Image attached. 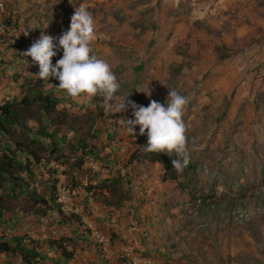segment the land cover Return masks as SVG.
Segmentation results:
<instances>
[{
    "label": "rangeland",
    "instance_id": "374dc122",
    "mask_svg": "<svg viewBox=\"0 0 264 264\" xmlns=\"http://www.w3.org/2000/svg\"><path fill=\"white\" fill-rule=\"evenodd\" d=\"M80 5L93 14L92 47L116 75L117 95L144 107L151 100L166 106L169 90L187 97L193 179L162 178L143 148L147 133L136 126L134 137L117 121L134 120L130 106L111 115L101 97L74 100L58 80H42L66 112L62 125L46 129L57 145L49 161L51 138L37 134L34 120L24 121L46 146L26 181L34 196H52L57 207L27 194L5 200L0 239L37 241L46 257L41 264H264V0H0V29L7 28L0 37V104L20 95L22 80L11 82L12 72L37 77L38 65L23 53L41 31L53 37L59 24H71ZM108 175L121 185L99 180ZM231 204L233 212L223 211ZM57 238L68 241L65 262L46 247ZM0 264L20 259L0 254Z\"/></svg>",
    "mask_w": 264,
    "mask_h": 264
},
{
    "label": "clouds",
    "instance_id": "9594fccd",
    "mask_svg": "<svg viewBox=\"0 0 264 264\" xmlns=\"http://www.w3.org/2000/svg\"><path fill=\"white\" fill-rule=\"evenodd\" d=\"M29 31L23 32L25 37L29 35ZM15 38L13 43L19 41ZM53 39L41 31L39 39L23 53L24 57H31L32 62L38 65L39 72L36 76L48 83L50 78L58 80L59 85L54 86L64 90L66 95L74 100L101 97V107L111 115L126 112L130 106L134 120L117 121H122L127 126V132L134 137L136 126H139V135L147 133V146L143 147L145 151L163 153L169 157L173 154L182 157V161L179 158L171 161L176 173L182 174L189 162L186 152V125L183 120L187 97L168 89L166 106L151 100L150 104L144 107L129 101V96L117 95L120 85L116 75L109 63L94 53V18L83 5L75 10L71 18L70 31L59 39L63 55L55 65L52 63V58L56 55ZM147 95L150 96L151 93Z\"/></svg>",
    "mask_w": 264,
    "mask_h": 264
},
{
    "label": "trees",
    "instance_id": "16d2710c",
    "mask_svg": "<svg viewBox=\"0 0 264 264\" xmlns=\"http://www.w3.org/2000/svg\"><path fill=\"white\" fill-rule=\"evenodd\" d=\"M113 16L119 21L123 20L122 17H119L116 13H113ZM105 17L106 15H103V18ZM2 25L5 27L10 26L7 25V21H3ZM130 28H135V25L130 23ZM65 31H70L69 21L65 22V24H59V27L55 29V31H51L54 38V50L56 52V55L52 58L53 64H56V62L62 58L63 49L59 46V39L62 35L67 33ZM0 37L3 36L0 35ZM17 46L19 47V44ZM7 64L12 66L15 65L11 61ZM27 72H30V69H27ZM38 72L39 70L37 69L36 73ZM12 75L13 76L10 78L8 77V79H10L11 82H16L18 76L22 80L23 87L18 88L20 94L18 98H13L8 102L0 104V204L7 199H13L18 195L22 196L27 194L37 203H41L49 208H56L57 205L52 196L48 197L46 201L43 197L34 196L33 190L28 188V180L26 181V178L33 175L30 167L39 164L41 158L38 156V152L45 150L46 146L36 138L30 137L29 131H31V129L25 127L24 121L34 120L38 128L37 134L51 138L48 145V157L46 158V160L49 161L51 158L49 154H53L57 145L53 132L48 134L46 129H51L52 125H62L64 123V113L66 111L64 112L65 109L62 107L60 110L57 109V106L60 105V100L52 91H46L41 79L38 77H25L16 71H14V73L12 72ZM52 114H55L54 117ZM86 133L89 134L90 132L86 130L85 133L79 136L78 142H80L81 148H84L81 142ZM30 147H32L31 150H29ZM67 147L68 150L72 148L68 144ZM81 153H83V151H81ZM146 153L151 156L149 161L156 163L160 167L163 179H167L170 182H177L178 177H186L184 184L193 179L190 175L191 162L187 164L182 174H177L172 168V157L164 159L160 155L147 151ZM85 154L91 155L92 153L89 151ZM21 174H24V177H21ZM50 178L51 183L49 191L52 193L55 191L56 176L51 174ZM99 180L103 183L111 181L116 186L121 185V179L118 175H108L107 178ZM184 184L178 185V189L182 190ZM83 190L88 192L89 187H83ZM99 205L102 204L99 203ZM227 208L229 211L231 210V212H233L235 207L231 204L230 206H225L223 211L227 210ZM207 210L210 212L213 211V209ZM230 213H228V216ZM72 218H74V216H72ZM68 219L74 222L73 219ZM66 242L68 241L64 238H57L56 240L47 239L46 247L55 254H58V258L61 259L62 262H65L70 256L69 253L65 251ZM0 254L16 255L20 259V264H41L46 258L44 254L39 252L37 241L24 236H11L5 240L0 239Z\"/></svg>",
    "mask_w": 264,
    "mask_h": 264
},
{
    "label": "built area",
    "instance_id": "2783aa9c",
    "mask_svg": "<svg viewBox=\"0 0 264 264\" xmlns=\"http://www.w3.org/2000/svg\"><path fill=\"white\" fill-rule=\"evenodd\" d=\"M5 31H6V29H4V30L3 29H0V34L5 35ZM15 40L17 41L18 38L16 37Z\"/></svg>",
    "mask_w": 264,
    "mask_h": 264
}]
</instances>
